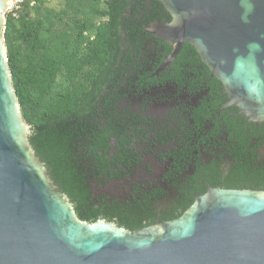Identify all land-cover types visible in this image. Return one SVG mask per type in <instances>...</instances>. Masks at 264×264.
Listing matches in <instances>:
<instances>
[{"label": "water", "instance_id": "water-1", "mask_svg": "<svg viewBox=\"0 0 264 264\" xmlns=\"http://www.w3.org/2000/svg\"><path fill=\"white\" fill-rule=\"evenodd\" d=\"M145 32L162 67L191 45L248 121L264 122V0H158ZM0 0V264H264V190L207 187L177 218L137 230L79 220L28 141L4 47Z\"/></svg>", "mask_w": 264, "mask_h": 264}, {"label": "trees", "instance_id": "trees-1", "mask_svg": "<svg viewBox=\"0 0 264 264\" xmlns=\"http://www.w3.org/2000/svg\"><path fill=\"white\" fill-rule=\"evenodd\" d=\"M61 1L76 5L74 12L85 16L70 31L58 27L68 7L54 11L42 6L46 2L29 6L26 1L23 9L5 16L4 47L21 115L30 126L29 144L79 220L104 219L131 230L146 227L132 221L139 211L129 200L98 193L101 183L124 178L131 170L117 164L132 151L123 142L108 143L114 110L108 81L125 55L122 47H130V40L143 47L150 36L145 27L168 22L170 16L158 0ZM182 47L192 48L188 43ZM190 204L164 219L179 217Z\"/></svg>", "mask_w": 264, "mask_h": 264}, {"label": "flooded vegetation", "instance_id": "flooded-vegetation-1", "mask_svg": "<svg viewBox=\"0 0 264 264\" xmlns=\"http://www.w3.org/2000/svg\"><path fill=\"white\" fill-rule=\"evenodd\" d=\"M148 35L143 47L135 40L122 47L108 81L114 103L108 143L132 151L117 164L131 170L101 183L98 193L129 200L139 211L132 221L149 226L172 220L164 216L208 186L264 190V122L248 121L230 104L193 47L181 46L163 68L167 43Z\"/></svg>", "mask_w": 264, "mask_h": 264}, {"label": "rangeland", "instance_id": "rangeland-1", "mask_svg": "<svg viewBox=\"0 0 264 264\" xmlns=\"http://www.w3.org/2000/svg\"><path fill=\"white\" fill-rule=\"evenodd\" d=\"M26 1L29 2V6L34 5V3L37 1L39 2V5L42 2H46V3H42V6L46 5L47 7H51L54 11H60L62 9H66L68 7V9L65 10L66 13H64L62 15L63 20L60 21V23L58 24V27L67 29L69 31L75 26L76 22L83 21L85 19L84 14H78L77 12L76 13L74 12L77 9L76 5L71 4L70 6H67L66 3L62 2L61 0H22V2L19 3V6L13 7L12 10H14V11L18 10L19 11V10L23 9ZM37 5H38V3H37ZM9 11L10 10H9V6H8L4 12L3 38H4L5 16ZM105 20H106V17L97 18L93 21V23L97 24L98 22L105 21ZM59 80H60V78L58 79V81Z\"/></svg>", "mask_w": 264, "mask_h": 264}, {"label": "built area", "instance_id": "built-area-1", "mask_svg": "<svg viewBox=\"0 0 264 264\" xmlns=\"http://www.w3.org/2000/svg\"><path fill=\"white\" fill-rule=\"evenodd\" d=\"M20 2L22 0H10L9 10L11 11L13 7H18Z\"/></svg>", "mask_w": 264, "mask_h": 264}]
</instances>
